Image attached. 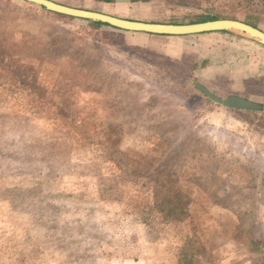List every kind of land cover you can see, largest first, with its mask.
<instances>
[{
  "label": "rangeland",
  "instance_id": "rangeland-1",
  "mask_svg": "<svg viewBox=\"0 0 264 264\" xmlns=\"http://www.w3.org/2000/svg\"><path fill=\"white\" fill-rule=\"evenodd\" d=\"M54 1L137 21L258 15L264 28L253 0ZM205 34L0 0V264H264V76L243 78ZM63 36L70 49L50 45ZM194 81L263 108L226 109Z\"/></svg>",
  "mask_w": 264,
  "mask_h": 264
},
{
  "label": "water",
  "instance_id": "water-1",
  "mask_svg": "<svg viewBox=\"0 0 264 264\" xmlns=\"http://www.w3.org/2000/svg\"><path fill=\"white\" fill-rule=\"evenodd\" d=\"M24 1L34 4L52 13L88 21L101 22L109 26L126 31L144 32L149 34L166 36H186L215 31H233L246 35L264 46L263 29H260L249 23L244 22L243 20L235 18H219L195 23H164L152 21H137L115 16L102 11L60 3L54 0ZM193 86L204 96L211 99L215 104L220 105L226 109L241 111H257L261 109L260 103L249 100L245 97L235 94L220 97L213 93L206 86L197 81L193 82Z\"/></svg>",
  "mask_w": 264,
  "mask_h": 264
},
{
  "label": "crops",
  "instance_id": "crops-1",
  "mask_svg": "<svg viewBox=\"0 0 264 264\" xmlns=\"http://www.w3.org/2000/svg\"><path fill=\"white\" fill-rule=\"evenodd\" d=\"M207 34H218L223 39L225 46H222L224 49L222 52L223 58H226L225 64L239 70L243 78L257 79L259 76H264V46L262 44L233 31L206 32L205 35Z\"/></svg>",
  "mask_w": 264,
  "mask_h": 264
},
{
  "label": "trees",
  "instance_id": "trees-1",
  "mask_svg": "<svg viewBox=\"0 0 264 264\" xmlns=\"http://www.w3.org/2000/svg\"><path fill=\"white\" fill-rule=\"evenodd\" d=\"M253 3L255 4V7H256L257 11L260 12V14H264V0H253ZM63 16H65V15H63ZM65 17H69V16H65ZM230 17H233L235 19L238 18L235 15H231ZM219 18H225V16L216 15L215 14V15H209V16L199 17V18H196V19L190 20V21L164 22V23H195V22H202V21H206V20H213V19H219ZM242 20L244 22H246V23H249V24H251V25H253L255 27H258V28L264 30V28L259 23V17H258V15H256V16L253 15V17H252V15L251 16L249 15L247 17L245 16ZM86 21H88V20H86ZM88 22L91 25H93L94 27H96V28H99L100 26H108L107 24H104V23H101V22H96V21H88ZM152 22H157V21H152ZM221 32H226V31H221ZM160 36H163V35H160ZM57 43H59L58 47H60L62 45L64 48L70 49L69 46H68L70 43H67V39L64 36L63 37H60V38L59 37H54L53 39H51L50 45L55 46ZM60 52L63 53V54L65 53V51H60ZM261 108H263L262 104H261ZM236 111L237 112H240L241 110H236ZM185 136H186L185 134H181L180 136L175 135L174 136V141L176 139H178L179 140L178 142L180 143L181 141L185 140L184 139ZM180 205H181L180 202L179 203L178 202H175V206H172L170 208L171 212L176 211V210L177 211H181L182 209H181V206Z\"/></svg>",
  "mask_w": 264,
  "mask_h": 264
}]
</instances>
